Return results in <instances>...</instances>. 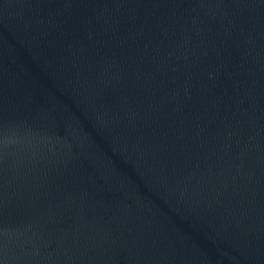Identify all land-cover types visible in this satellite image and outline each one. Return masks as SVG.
<instances>
[{"label": "water", "instance_id": "95a60500", "mask_svg": "<svg viewBox=\"0 0 264 264\" xmlns=\"http://www.w3.org/2000/svg\"><path fill=\"white\" fill-rule=\"evenodd\" d=\"M0 264H264V0H0Z\"/></svg>", "mask_w": 264, "mask_h": 264}]
</instances>
